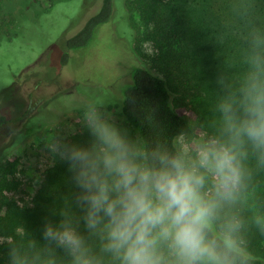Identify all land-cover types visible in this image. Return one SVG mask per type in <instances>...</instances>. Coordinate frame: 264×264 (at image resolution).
Wrapping results in <instances>:
<instances>
[{
  "label": "clouds",
  "instance_id": "9594fccd",
  "mask_svg": "<svg viewBox=\"0 0 264 264\" xmlns=\"http://www.w3.org/2000/svg\"><path fill=\"white\" fill-rule=\"evenodd\" d=\"M247 71L238 86L217 79L222 96L215 132L194 145L181 132L150 142L88 105L83 140L58 137L49 146L65 166V208L43 220L49 253L69 264H251L241 220H221L251 180L252 155L264 167V34L253 33ZM256 224L264 232V218ZM100 241L99 254L89 241ZM9 264H30L19 247Z\"/></svg>",
  "mask_w": 264,
  "mask_h": 264
},
{
  "label": "trees",
  "instance_id": "16d2710c",
  "mask_svg": "<svg viewBox=\"0 0 264 264\" xmlns=\"http://www.w3.org/2000/svg\"><path fill=\"white\" fill-rule=\"evenodd\" d=\"M17 1L0 0V33L12 40L17 38V28L25 32L35 16L25 4L28 0H23V14L6 10V5ZM118 19L129 24L137 54H143L140 46L146 43L154 50L148 66L136 69L124 102L111 104L117 106L121 123L150 144L170 148L181 132L193 145L200 131L212 135L223 94L216 81L224 77L238 86L244 77L251 36L264 34V0H103L98 13L68 40L66 57L88 47L100 26ZM6 122L0 117V127ZM246 165L252 173L248 188L235 206L223 210L216 227L219 230L226 218L238 217L240 237L253 257L251 264H264V232L255 222L257 217L264 218V167L252 155ZM20 168V157L0 163V264H9L8 252L14 246L28 254L30 264H69L63 253L46 251L41 239L44 218L65 208V166L57 158L29 200L14 196L23 185ZM89 244L99 254L100 241ZM104 259L112 264L110 258Z\"/></svg>",
  "mask_w": 264,
  "mask_h": 264
},
{
  "label": "rangeland",
  "instance_id": "374dc122",
  "mask_svg": "<svg viewBox=\"0 0 264 264\" xmlns=\"http://www.w3.org/2000/svg\"><path fill=\"white\" fill-rule=\"evenodd\" d=\"M102 2L28 0L25 4L35 16L24 27L27 30L20 33L19 26L13 40L0 33V117L7 120L0 127V163L20 157L23 185L14 194L19 200H29L45 171L55 165L57 157L49 150L55 139H85L88 105L107 111L122 124L117 106L111 104L124 102L136 69L148 66V56L154 53L146 43L140 46L143 54H137L129 24L118 19L100 26L88 47L67 58L68 40L98 13ZM23 5L18 0L6 10L23 14ZM208 136L200 131L195 143Z\"/></svg>",
  "mask_w": 264,
  "mask_h": 264
}]
</instances>
